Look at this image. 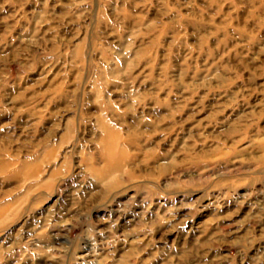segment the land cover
Masks as SVG:
<instances>
[{
    "label": "rangeland",
    "instance_id": "1",
    "mask_svg": "<svg viewBox=\"0 0 264 264\" xmlns=\"http://www.w3.org/2000/svg\"><path fill=\"white\" fill-rule=\"evenodd\" d=\"M0 264H264V0H0Z\"/></svg>",
    "mask_w": 264,
    "mask_h": 264
}]
</instances>
